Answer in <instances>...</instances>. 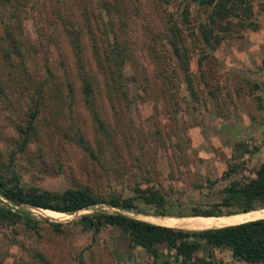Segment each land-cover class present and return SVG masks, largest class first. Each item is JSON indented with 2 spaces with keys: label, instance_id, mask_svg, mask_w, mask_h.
<instances>
[{
  "label": "rangeland",
  "instance_id": "374dc122",
  "mask_svg": "<svg viewBox=\"0 0 264 264\" xmlns=\"http://www.w3.org/2000/svg\"><path fill=\"white\" fill-rule=\"evenodd\" d=\"M45 1V9H42L43 3H32L36 0H30L27 4L28 15L20 28L35 50L27 51L25 59L15 58L11 70L15 75L19 73L21 78L9 79L0 71V80L4 81V94L0 96V169L7 174L12 171L24 184L52 192L67 187H88L105 199L112 195L132 197L136 207L149 213H138L134 209L120 211L165 226L191 229L187 226L234 224L258 218L249 216L235 221L240 217L238 214H243L239 212L228 214L237 216L223 217L221 219L226 220L219 222L217 217L190 214L211 203L220 202L222 187L231 177L254 176V169L264 158V0L237 2L235 14L229 18L232 24L226 19L219 20L215 33L220 41L213 49L210 46L202 49L203 36H209V32L202 28L207 24V12L196 2H191L189 6L194 27L186 21L184 8L189 0H127L129 10L122 16L125 22H119V29L113 26L109 37L108 34L104 38L95 36L93 41L91 36L83 34L80 40L81 54L87 68L97 76L100 69L95 53L103 58L104 49L109 54L114 45L126 41L136 54L124 58L117 55L123 74L122 90L116 89L114 93L104 89L105 84L103 81L101 83L98 110L108 132L106 145L103 141L98 144L100 128L83 103L79 65L73 44L64 32L58 28L52 29L47 22H40L56 7L57 10L67 7L77 17L84 9L97 13L99 8L104 7L100 3L104 0H98L99 3L81 0L84 4L74 0L69 3H63L64 0L61 3L59 0ZM34 16L40 19L35 20ZM114 19L118 25L119 16L115 15ZM13 21L11 8L0 7V37L6 34L5 24ZM173 22L180 26L185 35V44L191 51L188 60L191 84L188 92L184 91L185 84H180L183 72L181 69L179 71L169 54L171 47L163 37L164 30ZM42 24L45 37L40 34ZM110 27L108 23L107 30ZM149 41L159 47L154 53L165 50L166 61L159 64V61L150 59L144 46V42L147 45ZM22 48L28 47L24 43ZM201 53L207 56L200 59ZM0 60L5 66L1 54ZM198 60H201L200 65ZM22 65L31 73L36 84L46 79L50 70L54 80L50 85L60 83L67 76L73 88L72 94L68 85L57 88L53 92L56 100L53 96L49 105L45 103L37 110L33 140L25 148L19 127L29 121L28 111H34L35 99L28 95L33 88L21 94L28 87V82L24 83L23 80L26 70ZM160 68H165L169 75L178 69L175 87L180 88L181 96L188 94L186 103L180 100L181 107L174 112L173 119L168 111L172 109L174 101L164 105L158 100L163 83L155 78V73ZM138 73H143L152 83L145 84L141 79L134 78ZM113 83L116 82L109 78L108 85ZM155 99L160 102L157 103L158 111H154ZM58 128L84 131L95 156L85 154L74 141L58 135ZM69 136H73L72 131ZM143 191H157L162 195L164 212L172 215H154V205L143 200L140 194ZM25 208L38 218L46 217L60 222L70 221L96 209L118 210L107 203H100L72 214L57 212L59 216L53 217L37 207ZM221 208L228 210L231 207L223 205ZM208 218L210 222H205ZM162 219H172L174 222L167 223ZM2 233L4 226H0V239L1 250L5 251L7 240L13 238L10 234L5 238ZM63 239L60 238L61 241ZM63 245L70 246L77 255L79 252H91L85 258L88 264H204V261L210 264H250L233 258L229 248H217L205 243L187 261H182L174 248L159 243V255L155 258L142 247L131 246L126 234L111 226L104 227L96 235L76 231L65 237ZM10 246V254L4 264H11L14 258L26 256L18 247Z\"/></svg>",
  "mask_w": 264,
  "mask_h": 264
},
{
  "label": "trees",
  "instance_id": "16d2710c",
  "mask_svg": "<svg viewBox=\"0 0 264 264\" xmlns=\"http://www.w3.org/2000/svg\"><path fill=\"white\" fill-rule=\"evenodd\" d=\"M60 3L62 0H59ZM70 0H64L63 3H69ZM77 3L84 4V1L74 0ZM30 0H0V7L11 8L13 12L14 21L9 25H6L5 35L0 37V54L4 58L5 66L0 60V71L6 74L9 79L16 77L21 78L20 74L14 73L11 70L15 65V58L25 59V53L29 51L34 52V46L28 42V38H25L20 28L23 24V20L28 15L27 4ZM128 2L124 3V0H104V7L99 8V12L94 13L90 9H84L80 11L79 17L69 12L67 7L53 9V11L45 16V20L38 18L52 26V29H57L64 32L68 36L69 42L73 44L74 55L79 65V78L81 80V92L83 103L90 112L94 121L100 128V134L98 138V144L103 141L106 145L107 129L105 128L104 121L100 118L99 105L101 96V83L104 82V89H109L112 92L114 90H122L123 74L119 67L118 56L121 58L129 56V54H135L130 44L126 41L117 43L108 51L103 50V58L99 57L95 53V59L100 69L99 76L93 73V71L87 68V63L83 59L82 45L80 40L83 34H88L94 41L95 36L98 38L108 37L112 27H120L119 22L122 21V16L129 10ZM191 2H196L197 6L203 8L207 12V26L203 25L204 31L209 32V36H203L202 42L204 47H212V49L219 43L220 39L216 36L215 28L219 25V20L226 19L231 25L229 20L232 14H235V7L237 2L244 3L247 0H189L186 3V21L190 22L191 27H194L191 16L189 15V6ZM32 3H43L42 9H45L47 3L45 0H36ZM52 3V2H49ZM95 3H99L95 0ZM111 3L112 7H111ZM40 4V5H41ZM172 14V13H171ZM115 15L119 16L118 25L117 20L114 19ZM38 16L40 14L38 13ZM111 21V22H110ZM108 23H110V29H108ZM42 24V26H43ZM201 24V23H200ZM193 25V26H192ZM40 25V34L46 36L44 26ZM44 28V29H43ZM97 29V32L95 31ZM180 26L173 22L164 30L163 37L169 42L171 52L169 53L175 60L176 65L180 71L183 72V81L180 84H185L184 91L190 90L191 81L188 78L189 74V56L191 51L185 44V39L182 34ZM118 39L117 34H114ZM150 39V38H149ZM25 43L28 48H22ZM144 46L148 49V55L152 61H159V64L167 60V53L165 50L154 53L153 51L159 48L154 43L149 41ZM9 49L11 51H9ZM24 49V50H22ZM105 54V55H104ZM203 54L202 58L207 54ZM136 55V54H135ZM199 59V58H198ZM198 64H201V60H198ZM23 67V65H22ZM25 69V67H23ZM175 70L172 75H169L165 68L158 69V73H155V78L160 79L163 83L161 87V95L158 100L161 103L167 104L170 101H174L172 109L168 111L169 117L174 118V112L179 111L181 107V99L186 103V95L181 96L179 94V87H175L176 73ZM25 73L24 83L28 82V87L21 92L24 94L27 89L33 88L31 94L28 93L30 98L35 99L34 111H28L29 121L19 127V131L22 135V146H28V143L33 140V134L35 131L34 121L37 116V110L43 107L46 103L50 104L54 96V91L57 88L69 86L71 94L73 88L70 85L71 81L66 76L60 83H55L53 86L50 82H54L52 73L48 71V77L43 80H39L36 84V80L33 79L31 73L27 70ZM48 70V69H47ZM24 71V70H23ZM143 73L147 74L146 71ZM143 73L134 75V78L141 79L142 82H148ZM5 77V78H6ZM148 77V75H147ZM113 79L116 83L108 85V79ZM150 78V77H148ZM152 80V79H151ZM125 82V80H124ZM99 90V91H98ZM38 95H37V94ZM4 94V81L0 80V96ZM191 94V93H190ZM151 97V96H150ZM153 98V97H152ZM155 98V97H154ZM155 99L154 111H158L157 103H160ZM73 102L69 100V105ZM156 109V110H155ZM173 112V115L170 113ZM77 128H67V130H61L58 128L57 134L61 135L65 140H72L81 149L85 151V154L93 157L95 153L90 146L89 137L84 131L75 130ZM72 131L73 136H69ZM77 134V137H74ZM89 140V142H88ZM236 171V168L233 172ZM254 176L240 177L231 179L226 183L221 190L222 199L220 202L211 203L205 208L193 211L190 215H202L203 217H235L237 215H228L233 213L243 212V214H254L263 212L264 210V158L260 161L258 166L254 169ZM143 200L146 203L153 204L154 215H172L164 212V199L157 191H145L140 193ZM100 203H107L110 206L117 208L118 210L104 211L102 209H96L88 213H83L77 218L67 222L53 221L46 217H36L26 210L25 207H37L42 212L52 214L53 217L59 216V213H76L77 211L93 208ZM231 207L228 210H223L221 206ZM134 209L138 213H149L144 209L136 207L132 197H118L110 196L105 199L101 195L93 193L88 187H67L61 191H48L39 188L34 185H27L20 181L19 177L14 173H5L0 169V226H4L3 237H7L8 234L12 236V240H7V247L5 251H2V241L0 239V264H4L5 259L9 256L8 250L10 245L18 247L22 253L26 256H19L17 259H13L11 264H88L85 258L91 252H79L78 255L73 252V249L69 246L63 245L64 239L67 235L74 232H80L84 234L96 235L106 226L115 227L126 234L131 246H139L145 249L149 254L158 257L159 251L157 244L165 243L167 247L174 248L177 256L182 257V261L189 260L194 252H196L203 243L212 245L213 247H226L229 248L233 258L238 261L247 262L250 264H264V217L247 220L240 223L219 225V226H187L191 229H183L172 226H165L154 222L146 221L144 219L136 218L128 215L123 211H129ZM55 211V212H54ZM61 213V214H62ZM180 216V215H178ZM201 216V217H202ZM65 236V237H64ZM60 238H64L62 241ZM5 245V244H4ZM204 264H210L209 261H204Z\"/></svg>",
  "mask_w": 264,
  "mask_h": 264
},
{
  "label": "bare ground",
  "instance_id": "6f19581e",
  "mask_svg": "<svg viewBox=\"0 0 264 264\" xmlns=\"http://www.w3.org/2000/svg\"><path fill=\"white\" fill-rule=\"evenodd\" d=\"M249 216H264V212H259V213H256V215L254 214V215H248V216H246V215H244V216H240L239 218H237V219H234L235 221L236 220H239V219H242V220H244V219H246V217H249ZM250 218H252V217H250ZM195 220H198V219H200V218H194ZM202 219V218H201ZM210 218H208L207 219V221H205V222H210V221H208ZM164 222H166L167 221V223L168 222H170V223H172V222H174V220H172V219H162ZM169 220H171V221H169ZM186 220V219H185ZM204 220V219H203ZM202 220V221H203ZM219 220V222L221 221V220H226V219H221V218H219L218 219ZM194 222V221H193ZM196 222V221H195ZM221 225H229V224H221ZM207 226V225H206ZM215 226H219V225H215Z\"/></svg>",
  "mask_w": 264,
  "mask_h": 264
},
{
  "label": "water",
  "instance_id": "95a60500",
  "mask_svg": "<svg viewBox=\"0 0 264 264\" xmlns=\"http://www.w3.org/2000/svg\"><path fill=\"white\" fill-rule=\"evenodd\" d=\"M258 218H262V217H258ZM256 219V218H255ZM249 220H252V219H249ZM245 221H247V220H245ZM241 222H244V221H241ZM238 223H240V222H238ZM235 224V223H234Z\"/></svg>",
  "mask_w": 264,
  "mask_h": 264
}]
</instances>
